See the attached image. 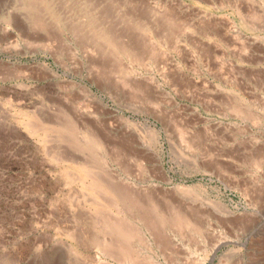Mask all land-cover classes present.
Instances as JSON below:
<instances>
[{
    "label": "rangeland",
    "instance_id": "1",
    "mask_svg": "<svg viewBox=\"0 0 264 264\" xmlns=\"http://www.w3.org/2000/svg\"><path fill=\"white\" fill-rule=\"evenodd\" d=\"M88 172L201 234L107 255ZM0 264H264V0H0Z\"/></svg>",
    "mask_w": 264,
    "mask_h": 264
},
{
    "label": "bare ground",
    "instance_id": "2",
    "mask_svg": "<svg viewBox=\"0 0 264 264\" xmlns=\"http://www.w3.org/2000/svg\"><path fill=\"white\" fill-rule=\"evenodd\" d=\"M181 26L184 28L185 23L178 26V28L176 29L177 32H178L179 27L182 28ZM175 28H176V26H175ZM175 35L176 34H174V36ZM113 43H116V42H113ZM148 43H149V41H148ZM147 44H145V45H147ZM153 46L151 48L148 47L149 55L152 57L157 55V51L153 48ZM135 54H136V52H135ZM64 126L68 129V131H70V135H67V137L73 138L74 123L70 121V122H67L66 124H64ZM95 143L101 144V140L95 134L90 133L89 140L87 141V146L91 147V146L95 145ZM102 144H103V142H102ZM104 154H106V156H107L106 152ZM86 176L90 177L88 184L92 188L103 189L104 191L110 192L113 195L112 201L111 202L108 201L109 206L116 208V209L117 208H123L125 211H127V213L130 214V216L132 218H134V221H130L126 217H121L119 219L105 218V221H104V225L106 228L105 231H106V233L113 235L111 239L109 237H107L108 238L107 246L105 248V253L107 255L113 256V254L116 253L115 249L117 248L118 252L123 257H126L128 259L133 257L134 248H133V244H131V242L134 239L138 240L139 243L143 242V236L139 235V233L143 232V231L139 232L140 227H142V226L148 230V232L152 236L154 243L156 245H158L159 247H164L167 243L166 242V239H167L166 234L164 235L163 231H162L165 227L163 229H161L162 228L161 226H166V225L176 226L178 229H182V228L186 227V228H190L196 232H200V234H201V226H199V224L194 219H192L191 216L184 214L179 210L174 211L175 209L173 210L174 212L171 214L164 213L163 210L160 208L161 206H158L159 204L154 199H152L151 197H148V198L144 197V199H141V198L136 197L134 195L132 196L131 195L132 193H128L129 191L127 192L126 187L123 188V186L122 187L111 186L105 180H100V179L94 178L93 176L91 177L89 172L87 173ZM145 198H146V200H145ZM151 209H152V211H151ZM129 214H128V216H129ZM115 236L120 240L119 243H117V244L115 241ZM144 237H145V235H144ZM118 239H116V240L118 241Z\"/></svg>",
    "mask_w": 264,
    "mask_h": 264
}]
</instances>
